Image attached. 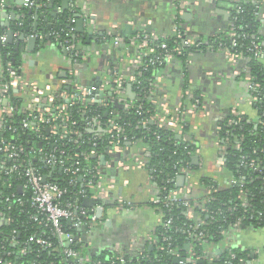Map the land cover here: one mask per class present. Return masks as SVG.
I'll return each mask as SVG.
<instances>
[{"label": "built area", "instance_id": "built-area-1", "mask_svg": "<svg viewBox=\"0 0 264 264\" xmlns=\"http://www.w3.org/2000/svg\"><path fill=\"white\" fill-rule=\"evenodd\" d=\"M13 1V0H12ZM240 3L241 0H235ZM47 1L41 0H25L28 8L33 12H44L50 4ZM259 5V4H258ZM12 7V2H0V11L8 10ZM16 7L21 8L18 4ZM261 13V12H260ZM259 13V15H260ZM25 13L19 14V18L15 25L22 26V18ZM174 29L177 37L181 38L186 45H195L199 47L200 42H197L194 37L190 36L185 39L187 31L181 30V21L176 19ZM227 35L232 37V47H236L238 42L236 40L237 32L233 23L230 22ZM74 26L71 28L73 31ZM21 31H15L14 36L18 37ZM38 34L32 35L37 36ZM31 36L25 37L22 46L25 48ZM108 37H112L111 41ZM168 35H159L155 32H136L130 38L125 39L121 36H114L107 34L103 37L107 44V49H104L103 54L112 52L111 49L122 47L125 43L124 55H129L131 47H135L138 55L132 61V64H122V72L117 66L108 67L103 71V76L100 83H93L91 85L76 84L75 76L77 72H71L69 77L64 80L62 85L66 86V90L61 86L48 84L44 86L38 85L37 82L27 83L17 72L15 68L9 69V74L5 75V67L2 61V53L0 50V246L1 248L19 247L18 252L21 256L27 257L31 254L32 247L36 248L37 252L49 251L56 259L57 264H104L101 259H93L89 251L90 241L87 239L99 222L106 218V204L114 205L115 212L120 213L121 210L129 208L132 203L123 197L115 199L114 187L115 181L112 179L110 183L104 182L102 175L103 163L101 154L97 151H92L94 157L100 160L97 166H94V171L98 180L95 184L90 181L86 183L84 174H81L80 167H76L79 163L74 162L72 166L66 165L64 155L66 151L59 146L66 138L71 140L74 138L76 142L80 139L85 142L86 139L90 141L101 140L108 135L109 154L110 158H106V162L110 161L111 165L114 158L118 157L132 146L129 143V134L126 130V123H121L123 112L135 109V112L142 116L144 110L142 105H135V100L131 99L128 94V86L137 82L139 76L142 75L143 70L151 64L164 65L174 58L175 54L183 53V45L176 41V46L171 49L167 43ZM8 39V29L0 32V43H6ZM150 41L159 42V51L155 54V50L150 46ZM18 44V43H17ZM20 44V43H19ZM21 45V44H20ZM65 50L66 54H70L73 61L79 62L81 58L86 61L91 57L92 52L83 49L81 45L75 40L70 41L66 39L60 44ZM109 45V46H108ZM220 50L224 51L232 64H237L239 61H245L243 54L237 51H231L226 47L220 46ZM249 50L256 57L264 56V41L253 40ZM98 52V53H97ZM98 55L101 51H97ZM147 58V62H145ZM10 66V64H8ZM120 67V66H119ZM125 73H124V72ZM132 73V74H131ZM249 83L250 89V103L254 106L260 98L255 94L259 91L261 84L259 82H252L251 74L243 68L241 72ZM130 74V75H128ZM213 75L208 72V76ZM161 77L156 76L155 81L149 85V94L145 96L155 95L161 88ZM100 81V80H99ZM251 81V82H250ZM70 85H74L71 90ZM69 87V89H68ZM134 90V89H133ZM11 91L18 92L22 98L21 106L16 105L11 100ZM136 96L142 99V96L136 91ZM190 101V106L181 103L178 106L172 107L170 103L163 98L159 100L154 98L161 109L160 113L152 114L150 117L138 120L134 128H141L147 125L148 122L155 124L163 129L171 130L177 135H183L185 126L187 125L185 115L187 113H196L198 110L205 109L201 98L195 94H189L186 97ZM139 99V100H140ZM80 102L83 105L81 109L82 117L80 119V127L77 128L79 122L70 114L69 110L75 103ZM111 104L121 106L123 109L111 110L109 114L115 117L108 116L103 121L102 115L99 113L90 114L92 107H108ZM19 112L22 117H16ZM107 114V115H109ZM235 117L241 114H234ZM260 118V116H259ZM231 121V119H230ZM129 124V123H128ZM45 131V132H44ZM26 135H29L28 137ZM90 135V136H89ZM35 137V140L32 137ZM183 137V136H182ZM35 143H38L37 146ZM192 143V142H191ZM97 143H94L96 145ZM81 144H78L80 147ZM228 145H232L230 138L225 135H219V144L217 151L216 166L220 173L226 174L225 171V155L227 153ZM235 146H241V138H235ZM190 145H185L184 149L187 151ZM146 147L142 151H146ZM131 158V163L138 168H145L149 173V180L155 187V193L151 198V204L155 207L157 213V223L147 235V244L153 246L152 251L141 250L137 257H129L122 251H113V254H104L109 264H132L128 262L127 258H136L139 262L136 264H153L154 262H161L162 251H167L169 256L175 257L176 264H198L200 257L196 254L193 242H202L206 247L214 245L216 242L210 240L201 226L206 225L204 221L196 212V208L200 207L203 211H207L200 201L201 197L193 196V189L195 187L194 177L197 174V169H194L187 160H182L174 164L175 171L173 174L167 173V182H173L174 187L170 188L168 192L162 194L159 198L160 187L155 182V173L161 172L157 167H149L148 159L141 158L137 153H134ZM188 154L192 155L193 163L197 166H202L201 159L199 163L194 162V158L198 156V149L188 150ZM87 156V153H84ZM105 156V155H104ZM72 161L74 158H69ZM52 167L50 172H45L43 165ZM105 162V163H106ZM129 163L125 160L118 161V168L120 171L126 170ZM199 164V165H198ZM243 165V163H242ZM249 166L258 170L260 163H256L253 159ZM58 169L60 171H72L75 176L68 181L69 185H60L59 182L50 180L52 172ZM184 176L185 182L183 185L178 183L179 177ZM80 184V185H79ZM75 186L79 188L71 195L66 197L69 192L68 186ZM224 185L233 187L240 186L239 200L243 206H251L250 202L246 200L247 190H244L241 180L234 178L231 174L224 175ZM86 187H90L92 192L87 193ZM204 187V186H203ZM205 193L208 194L206 200L213 199L209 195L216 191L214 186H206ZM14 189V191H9ZM29 193V197L26 193ZM204 193V194H205ZM84 199L82 204L80 199ZM93 200L92 205L85 203V199ZM112 202V203H111ZM30 206V211L26 213V220L22 222L21 226L29 233L21 239V232L18 226H11L6 228L14 222L13 217L8 214L15 208L20 209L25 206ZM17 205V206H16ZM186 207V218L190 221H195L194 225L183 230L187 233L189 240L185 243V254L180 252L181 248L178 244L173 243L172 238L165 234V231L171 229L173 225V216L170 214L174 206ZM102 208V214L99 215V210ZM233 207L230 206L229 210ZM242 229L241 219H237L231 229H223L221 234L224 235L231 243L228 245L230 250V257L235 258V253L231 252L233 246V235ZM232 238V239H231ZM200 242V243H201ZM106 251V250H105ZM109 251V250H107ZM156 252L154 255L151 252ZM10 253V251H9ZM224 253V252H223ZM207 254V251H206ZM221 255H216L210 262L220 259ZM142 261V263H141ZM143 261L145 263H143ZM55 260H51V264ZM0 264H21L13 260H3L0 257Z\"/></svg>", "mask_w": 264, "mask_h": 264}, {"label": "crops", "instance_id": "crops-1", "mask_svg": "<svg viewBox=\"0 0 264 264\" xmlns=\"http://www.w3.org/2000/svg\"><path fill=\"white\" fill-rule=\"evenodd\" d=\"M241 1L261 6L260 31L264 34V0ZM11 2L12 7L0 11V24L15 32L14 25L19 14L28 6L25 0ZM62 2L63 0L57 4L51 3L58 7L57 16L66 10L75 12L70 21L74 23L78 33L87 35L86 45L82 48L91 51L92 55L80 66L79 62L74 64L66 52L47 37L48 25L50 23L53 25L56 16L45 14L49 21L47 22L45 17L40 18V28L36 32L34 26L36 14L29 8L33 21L27 29H31L32 34L26 35L23 31L21 34L32 37L38 33L35 36L38 40L34 50H28V43L24 50H21L24 80L27 83L37 82L40 86L53 84L64 87L61 82L66 80L71 72H77L74 78L76 84L91 85L101 80L103 71L111 65L116 64L115 66L122 72L124 70L122 64H132L138 55L135 47H131L128 56L123 54L124 47L113 48L112 52L103 54L107 44L97 43V37L102 33L126 39L134 35L131 34V30L135 33L141 30L172 36L176 34L174 29L176 19L180 20L181 26L204 47L194 51L186 63L174 57L165 64L158 74L162 81L158 99H166L172 107L181 103L189 107L190 101L186 97L191 93L203 100L205 109L185 115L189 129L182 135L197 147L199 156L197 163L200 159L203 162L202 166L198 164L197 174L193 179L195 182L193 196L201 197L205 193V188L199 181L201 175L211 176L224 184V175L227 173L218 172L216 166L220 124L238 113L246 115L248 120L253 122H257L260 116L258 110L250 103L249 83L240 73L245 65L243 61L232 64L224 51L214 49L209 44L211 38L228 32L235 0H69L64 10ZM18 4L22 7H16ZM52 10L53 8L49 6L46 12ZM79 19H83L82 31H78ZM43 28L46 32H43ZM21 34L15 37L13 33V41L20 43V46L23 42L19 40ZM117 50L116 54L121 58L119 61L112 57L113 51ZM97 51H101V54L98 55ZM262 63L264 65V56ZM208 72H212L213 75L208 76ZM74 87L70 85L71 90ZM142 148L143 146L138 143L115 157L112 165L108 161L102 167L104 182L109 184L112 179L115 181L113 197L115 199L123 197L130 201L132 206L121 210L120 213L115 212L114 205L111 206L110 209H113L117 216V223L113 217L106 215L112 222L107 224L108 221L105 219L101 223H105L103 229L97 226L94 228L87 238L91 242L88 251L92 255H99L105 250L113 252L118 246V250L131 257L139 256L141 250L150 251L147 235L157 223V213L151 204V198L156 195L155 187L149 180L150 172L131 163L134 153L144 158ZM122 159L129 164L126 170L120 171L117 166L118 161ZM232 240L233 246L248 251V258L243 264H264V227L242 228L233 235ZM229 243L231 242L225 238L208 246L206 255L210 260L214 259L216 255H221L228 249Z\"/></svg>", "mask_w": 264, "mask_h": 264}, {"label": "trees", "instance_id": "trees-1", "mask_svg": "<svg viewBox=\"0 0 264 264\" xmlns=\"http://www.w3.org/2000/svg\"><path fill=\"white\" fill-rule=\"evenodd\" d=\"M1 1H12V0H0ZM43 1V0H41ZM47 1L48 5L50 2H54L57 4L60 0H44ZM29 8L24 9L25 16L22 18L23 24L22 26L14 25V30L23 31L26 35L32 34V30H28L27 27L31 26L33 21L32 14L29 13ZM261 6L258 4H254L251 2L241 1L240 3H234L231 13L230 22L233 23L235 30L237 32L236 40L238 42L236 47H232V37L228 36L227 33H221L218 36H215L210 39L209 44L212 45L214 49H218L220 46L226 47L231 51H237L243 54L245 64L243 68H245L252 76V82H259L261 84V88L259 91H255V94L260 98L257 102H255L254 107L258 110L260 118L257 122H253L248 120L246 115H241L239 117H231L230 119L224 120L220 124L219 135L224 137L227 135L230 138V142L232 145H228L227 153L224 157L225 159V171L226 173L231 174L232 177L237 178L244 183V190H247V199L251 206H243L241 200H239L238 196L240 193V186L235 185L233 187L225 186L221 184V182L213 179L208 175H201L199 178L200 184L204 187L206 186H214L216 191L210 194V197L213 199L206 200L208 194H203L200 198V201L203 203V207L207 208V211H203L200 207L196 208V212L204 221L207 222L206 225L201 226L204 230V233L207 234L210 240L215 242H221L225 239L224 235L221 234L223 229H231L233 224L237 219H241L242 228L246 227H264V65L262 63V57H256L250 50V46L253 40L264 41V34L260 31L261 21L259 18V13L261 12ZM48 11L47 9L44 11ZM74 11H64L59 16H56L53 21L52 28L47 32V37L54 42V44L59 45L61 50L65 52L63 47L60 45L66 39L70 41H77L81 47L86 45L87 35L78 33L74 23L70 21L71 17H74ZM74 26V30L71 28ZM231 25L229 24V27ZM7 28L1 26L0 24V32L6 31ZM181 30L185 29L181 27ZM143 33V31H139ZM38 34V33H37ZM45 35V34H44ZM46 39V35L44 36ZM103 37H106V33H102L97 37V43L103 44L105 43ZM190 37L189 32L185 39ZM111 41L112 37H108ZM167 43L171 49L176 46V41L183 45V53L175 54L174 57L179 58L183 63H186L189 56L198 49H203L204 45L201 44L199 47L195 45H186L183 43L182 39L177 37V34L172 36H168ZM17 41L6 43H0V50L2 53V61L5 67V75L9 74L10 68H15L19 75L23 77V58L21 54V50H16ZM159 42L150 41V46H152L155 50V54L159 51ZM109 46V45H108ZM124 47V46H122ZM122 47H119L122 49ZM114 54L112 57L121 60L120 56H117L116 52L113 51ZM68 57L71 58L70 54ZM72 60V59H71ZM111 62L114 63V60L110 58ZM73 61V60H72ZM145 62H147V58H145ZM75 64L76 61H73ZM84 63V61L79 59V66ZM117 63V62H116ZM10 64V66L8 65ZM166 64V63H165ZM164 65H149L147 69L143 70L141 76L138 77L137 82L133 83V89L138 94L142 96V99L135 100V105H142L144 110V115L140 116L135 112V109L131 111L123 112L122 119H120L121 123H126V130L129 134V143L133 145L134 143H140L143 147H146V151H144V158L148 159L149 167H157L161 172L155 173V182L160 187L159 198H162V194L170 188L174 187L173 182H167V173L173 174L175 171L174 164L187 160L189 164L197 169L198 166L193 163L192 155L188 154V150H195L197 147L191 143L190 140L184 138H178L177 133L163 129L161 127L156 126L155 124L148 122L146 126L141 128H134L135 124L138 120H141L146 117H150L152 114L160 113L161 109L159 108L158 103L154 100V98L159 97V91L155 95L145 96L149 94V85L151 82L155 81L156 76L159 74L160 70H162ZM116 64L111 65L114 67ZM98 81L97 83H100ZM251 82V81H250ZM65 89V86L63 87ZM197 94V93H196ZM11 100L14 104L21 106L23 103L22 96L15 91H11ZM202 100V99H201ZM203 102V101H202ZM83 105L78 102L73 105V107L69 110L70 114L79 122L77 128L80 127V119L82 117L81 109ZM123 109L121 106L111 104L110 106L104 107H92L90 114L99 113L102 115L103 121H105L111 110ZM109 114V115H107ZM115 117V115H112ZM16 117H22V115L17 112ZM129 123V124H128ZM189 126H185L184 132H187ZM45 132V131H44ZM27 137L29 135H26ZM90 136V135H89ZM241 138V146L238 148L235 146V138ZM35 140V137H32ZM110 137L105 135V137L101 140L90 141L86 139L85 142H82L80 139L79 142H76L74 138L71 140L69 137L64 139V145L59 144L66 153L64 158L66 160V165H71L78 161L79 163L76 167H80L81 174L85 175L86 183L91 182L95 184L98 180L96 173L91 171L94 166H97L99 163L98 157H94L92 155V151H97L101 154H104L108 159L110 158L109 148L111 147L108 143ZM94 143H97L94 145ZM37 146L38 143H35ZM78 144H81L78 147ZM185 145H190L189 149L186 151L184 149ZM87 153V156L84 153ZM69 158H74L72 161H69ZM255 160L256 163H260V167L258 170L249 166V163L252 160ZM37 162H40L39 160ZM243 163V165H242ZM43 165V169L45 172H50L52 167H48L45 163H41ZM75 164V163H74ZM75 168V165L72 166ZM94 170V168L92 169ZM198 170V169H197ZM75 176V173L72 171H60L55 169L50 177V180L54 182H59L60 185H69L68 181ZM80 185V184H79ZM75 186H68L69 192L66 197H70L73 195L79 188ZM87 193L90 194L92 189L90 187H86ZM9 191H14V189H9ZM26 193V192H25ZM26 196L29 197V193H26ZM81 203H84V199H80ZM109 203L106 204V206ZM17 206V205H16ZM232 206L233 209L229 210V207ZM30 211V206L22 207L19 210L14 209L8 215L13 217L14 222L11 225L7 226L9 228L11 226H18L19 232H21V239H23L28 233L21 226L22 222L26 220V213ZM186 207L185 206H174L172 212L170 214L173 216V225L170 230L165 231V234L169 235L172 238L173 243L178 244L181 248L180 252L182 255L185 253V243L189 240L187 237V233L183 232V230L189 228L191 225L195 224V221H190L186 218L185 215ZM201 242V241H200ZM193 242L194 249L196 254L200 257L198 260V264H243V262L248 258V251L244 250L240 247H232L231 252L235 253V258L230 257V250H225L224 253L221 254L220 259L210 262V258L206 255L207 247L204 243ZM19 247L13 248L8 247L1 248L0 246V257L3 260H13L15 262L21 264H51V260L56 259L49 251H41L37 252L36 248L32 247L31 254L27 257H23L18 252ZM10 251V253H9ZM106 253L113 254L112 251H105L99 255H94L93 259H101L104 264H109V261L106 259ZM156 252H151L154 255ZM163 257L161 262H154L153 264H176L175 257L169 256L167 251L161 252ZM129 256V255H128ZM130 257V256H129ZM128 262L132 264H136L139 262L136 258L131 259L127 258ZM142 263V261H141ZM143 263H145L143 261Z\"/></svg>", "mask_w": 264, "mask_h": 264}, {"label": "water", "instance_id": "water-1", "mask_svg": "<svg viewBox=\"0 0 264 264\" xmlns=\"http://www.w3.org/2000/svg\"><path fill=\"white\" fill-rule=\"evenodd\" d=\"M68 1H69V0H63V2H62V10H64V8H66V5H67ZM50 8H53V10L50 11V12H38V11H35L36 17H35V23H34V26H35L36 32H37V30L40 28V27H39V19H40V18H44V17L46 16L45 14H51V15H53L54 17L58 15V7H57L56 5L53 6V4H51V5H50ZM45 20L48 22V21H49V18H48V17H45ZM78 24L80 25L78 31H82V30H83V28H82L83 19H79L78 22H77V26H78ZM129 26H130V25H129ZM48 28H49V29L52 28V23H50V24L48 25ZM77 28H78V27H77ZM127 28H130V27L127 26ZM42 30H43V32H46V29L43 28ZM127 31H129V30L127 29ZM13 33H14V31H13L12 29L8 30V39H7V40H8L9 42H13ZM131 34H135V31H134V30H131ZM24 39H25V34L23 33V34H21V36L19 37V40L22 41V40H24ZM125 39H126V38H125ZM37 40H38V39H37V37H35V36H32V37L29 39V41H28V46H29V47H28V50H30V49H31V50H34V48H35V46H36V42H37ZM122 45L125 46V43H122ZM22 49L24 50V47H23V46H20V44L18 43L17 46H16V50H22ZM68 89H69V87H68ZM128 94H129V97H130L131 99H134V100H135V99H137V100L140 99L139 97L136 96V93L134 92L132 85H129V86H128ZM177 137H178V138H182L181 135H178ZM101 161H102L103 164L106 162V157H105L104 155L101 157ZM194 162H195V163L198 162L197 157L194 158ZM184 181H185V177H184V176H180V177H179V181H178V183H179L180 185H182V184L184 183ZM85 203L88 204V205H92V204H93V200L90 199V198H87V199H85ZM101 214H102V208L99 210V215H101ZM111 222H112V221H111ZM111 222L108 221L107 224H110ZM148 249L151 251V250L153 249V246H152V245H149V246H148Z\"/></svg>", "mask_w": 264, "mask_h": 264}, {"label": "rangeland", "instance_id": "rangeland-1", "mask_svg": "<svg viewBox=\"0 0 264 264\" xmlns=\"http://www.w3.org/2000/svg\"><path fill=\"white\" fill-rule=\"evenodd\" d=\"M111 208V205H107L106 206V215H109L110 217H113L114 219V222L117 223V216L116 214L113 212V209H110ZM102 222H99L97 227L99 229H103L105 227V223L104 224H101Z\"/></svg>", "mask_w": 264, "mask_h": 264}]
</instances>
